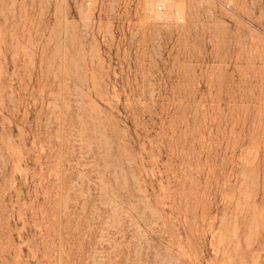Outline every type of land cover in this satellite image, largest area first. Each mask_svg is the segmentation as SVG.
I'll return each mask as SVG.
<instances>
[{
    "label": "rangeland",
    "instance_id": "rangeland-1",
    "mask_svg": "<svg viewBox=\"0 0 264 264\" xmlns=\"http://www.w3.org/2000/svg\"><path fill=\"white\" fill-rule=\"evenodd\" d=\"M0 264H264V0H0Z\"/></svg>",
    "mask_w": 264,
    "mask_h": 264
}]
</instances>
